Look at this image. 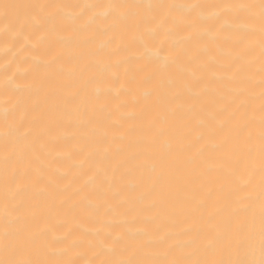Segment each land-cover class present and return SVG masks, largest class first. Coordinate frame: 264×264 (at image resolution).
<instances>
[{
  "label": "bare ground",
  "instance_id": "bare-ground-1",
  "mask_svg": "<svg viewBox=\"0 0 264 264\" xmlns=\"http://www.w3.org/2000/svg\"><path fill=\"white\" fill-rule=\"evenodd\" d=\"M261 0H0V262L260 264Z\"/></svg>",
  "mask_w": 264,
  "mask_h": 264
},
{
  "label": "snow or ice",
  "instance_id": "snow-or-ice-1",
  "mask_svg": "<svg viewBox=\"0 0 264 264\" xmlns=\"http://www.w3.org/2000/svg\"><path fill=\"white\" fill-rule=\"evenodd\" d=\"M261 9H262V13H261V28H262V32H264V0H261ZM262 44H264V41H262ZM262 248H264V243H262ZM0 264H16V262L14 261H5V262H0ZM25 264H31V262H25ZM218 264H224V262H218ZM235 264H248V262L246 261H237L235 262ZM260 264H264V259H262L260 261Z\"/></svg>",
  "mask_w": 264,
  "mask_h": 264
}]
</instances>
